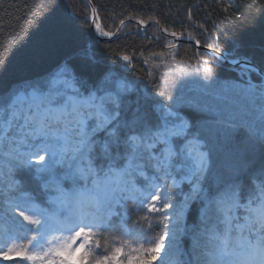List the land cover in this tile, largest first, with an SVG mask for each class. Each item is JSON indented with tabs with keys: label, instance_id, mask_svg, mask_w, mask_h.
I'll use <instances>...</instances> for the list:
<instances>
[{
	"label": "snow or ice",
	"instance_id": "6c2138e0",
	"mask_svg": "<svg viewBox=\"0 0 264 264\" xmlns=\"http://www.w3.org/2000/svg\"><path fill=\"white\" fill-rule=\"evenodd\" d=\"M94 3L86 0L84 14L73 10L72 15L100 37L139 35L142 28L123 29L134 21L139 26L149 23L137 15L117 23L124 13L113 9L105 15L114 30H105L107 25L97 22L103 6ZM202 4H181L175 13L169 4L163 13L166 23L170 18L172 26L181 29L169 32L163 27V33L182 40L184 29H193L199 38L189 33L188 41L194 46L203 41L211 50L212 63L203 56L197 60L200 85L194 91L171 94L156 77L151 87L146 83L139 89L127 75L101 70L92 57L79 63L64 58L7 89L0 84V185L10 193L4 197L0 230L8 240V225L17 217L41 223L36 215L43 210L33 198L27 192L14 195L26 173L46 177L43 189L68 228L59 242L48 240L46 247L37 243V251L29 250L35 235L27 246L12 238L0 246V262L153 264L166 248L177 258L175 264H264V57L257 64L234 56V77L221 78L213 66L227 59L220 38L246 23L253 10L264 13V0L218 3L222 18L205 14L198 22ZM53 6V0H25L23 5L0 0V35L6 31L11 37L0 44V74L12 49L27 38L20 20L31 25L29 16H42ZM159 7L154 0L151 5L141 3L139 10L155 12ZM42 55L39 49L28 53L34 61ZM114 57L124 69L135 67V53L119 51ZM101 208L109 210L104 219ZM114 209L145 211L148 216L137 221L141 231L162 230L148 241L149 247L133 249L143 250L142 257L125 259L123 245L109 250L107 239L96 231L101 224L111 226L110 218L119 214ZM149 217L159 219L145 228L141 221Z\"/></svg>",
	"mask_w": 264,
	"mask_h": 264
},
{
	"label": "trees",
	"instance_id": "16d2710c",
	"mask_svg": "<svg viewBox=\"0 0 264 264\" xmlns=\"http://www.w3.org/2000/svg\"><path fill=\"white\" fill-rule=\"evenodd\" d=\"M11 2L13 0H9V3ZM15 2L23 5L25 0H15ZM27 2L38 4L40 0H27ZM153 2L154 0H95L94 6H103L99 9L98 21L102 27L107 25L105 30H114L113 22L108 20L105 15L106 13L111 14L113 9L116 12L124 13V15L117 17V23L119 19H126L132 15H137L149 21L144 28L134 22L127 24L123 29V31H128L133 28H142L139 35L136 32H132L129 36L121 35L119 39L101 41L93 33V30L86 27L82 21L76 20L72 15L73 10L81 15L84 14L86 9L84 0H53L54 6L44 15L36 18L29 16L32 21L31 25L25 23L23 19L20 20V26L27 31V38L22 45L12 49L10 55L7 52L5 53V55H9V63L4 72L0 74V84H2L4 89H7L16 81L43 72L64 58L72 57L74 62L79 63L82 58L87 60L92 57L101 70L111 68L113 71L121 72L127 75L139 89H143L146 83L151 87L154 77L158 78L156 80L157 83H165L171 94H175L179 90L190 92L198 89L200 81L196 74L195 66L199 56L205 57L212 63L211 50L203 46V41L200 45L203 49H198L190 43L172 42L161 32L163 27H167L169 32L173 30L181 31L179 27L172 26L170 18L168 23L165 22L163 13L168 11L167 6L169 4L172 5L171 10L175 13L181 4L192 3L194 0H159L161 7L157 11L139 10L141 3L151 5ZM232 2L233 0H203L201 8L197 10V21L199 22V17L205 14L211 16L213 20L222 18L216 5L218 3L228 5ZM69 4L73 7L68 8L67 5ZM203 5H212L213 7L206 8ZM214 11L216 14L212 15ZM16 15H20V13H16ZM155 20H159L160 24L153 23ZM143 29H146V33ZM189 33L195 38H199L193 29L186 27L184 36H188ZM212 34L216 35L215 30H213ZM10 39L11 37L5 31L3 35H0V44H7ZM220 40L222 50L227 59L231 60L234 56H240L250 58L254 63H261V59L264 57V13L253 10V15L248 18L246 23L238 25L233 32L225 33V36L221 37ZM172 44H176L177 47L169 48L168 46ZM37 49L42 50L43 55L39 61H34L30 59L28 53ZM2 50L0 49V51ZM125 50L130 55L135 53L137 59L133 61L134 68L124 69L122 61L120 63L115 62L114 53ZM177 51L179 55H176ZM197 51L198 55H196ZM141 52L144 53L142 57L140 56ZM143 60L148 63L145 65L142 63ZM213 66L216 67L221 78L234 77L236 75L232 70L233 66L223 60H219ZM146 68L147 71H145ZM202 73L203 65L201 64L200 74L202 75ZM34 176L35 173H26L24 183L14 195L27 192L45 214L52 216L56 222H60L61 215L51 209L50 203L46 200L47 193L43 189L45 177L41 176L36 179ZM128 207L131 209L133 205L129 203ZM115 211H118L119 214L110 218L111 226L104 223L96 231L107 239L109 250L111 247L123 245L126 254L125 259L127 255L142 257L144 255L143 250L137 252L133 251V249H140L141 245L144 248L149 247L148 241L158 236L162 230L155 229L147 234L141 231L137 221L142 217L148 216L145 211H131L129 213H124L123 209H115ZM124 214L127 218L123 220ZM154 219H159V217H149L146 222L141 221V223L146 228L148 224L154 223ZM193 219L194 212L193 216L189 217V225H191ZM31 234L29 232L12 234L10 238H15L27 246V240L32 237ZM125 241H127L126 244L124 243ZM98 254L105 253L103 250H99ZM171 256L172 258L163 257L157 259L153 261V264H166V262L175 264L174 259L177 258L174 254ZM0 264H25V262L9 261Z\"/></svg>",
	"mask_w": 264,
	"mask_h": 264
},
{
	"label": "rangeland",
	"instance_id": "374dc122",
	"mask_svg": "<svg viewBox=\"0 0 264 264\" xmlns=\"http://www.w3.org/2000/svg\"><path fill=\"white\" fill-rule=\"evenodd\" d=\"M46 179V177H45ZM0 190H3V196H0V215L3 213V208L2 205L5 202L4 197L8 196L9 193L7 190L4 188L3 185H0ZM21 194L18 193L16 196H20ZM49 193H47V202L50 203L51 209H53L55 212L58 214V205L55 203H51L48 199ZM115 210V209H114ZM101 212H99V215L101 218L107 217L108 209L106 208H101ZM61 215V214H60ZM36 218L41 221L40 224H28L25 221H22L20 218L17 217L16 223L12 224L10 223L8 225V231H7V236L8 240L4 238L5 233L0 230V246L5 245L6 243L9 242L10 235L12 234H18V233H32L31 235H35L37 237V240L33 242V245L29 246L30 251H37V243L40 245H46V241L52 240L54 242H59V239L63 236L68 235V228H67V221L64 219L63 215H61V221L60 224L56 223L55 220L52 218V216L45 214V212H40L36 215ZM126 215L124 214L123 220L126 219ZM2 223V222H0ZM26 246V245H25ZM167 257V258H172V256L168 253V250L162 249L160 255L158 256L157 259ZM9 262V261H8ZM25 264H31V262L24 261ZM174 262H176V259H174ZM0 263H6V262H0ZM39 264V262H37Z\"/></svg>",
	"mask_w": 264,
	"mask_h": 264
},
{
	"label": "water",
	"instance_id": "95a60500",
	"mask_svg": "<svg viewBox=\"0 0 264 264\" xmlns=\"http://www.w3.org/2000/svg\"><path fill=\"white\" fill-rule=\"evenodd\" d=\"M85 2H86V0H84ZM97 22L99 23V21H98V18H97ZM135 22V21H134ZM133 22V23H134ZM137 23V22H136ZM146 26V25H145ZM145 26H142L143 28L145 27ZM161 32H162V29H161ZM163 33V32H162ZM165 36H167L165 33H163ZM96 36H97V38L99 39V40H101V41H110V40H113V39H115V38H111V37H100L98 34H95ZM169 39H170V41H172V42H176V43H183V42H186V43H190V44H192V45H194V43H191V42H189L188 41V39H187V37L188 36H184L183 37V39L182 40H174L171 36H167ZM198 49H203L201 46H196ZM224 60V62L225 63H227V64H229V65H231V63H230V60L229 59H223ZM232 66V65H231Z\"/></svg>",
	"mask_w": 264,
	"mask_h": 264
}]
</instances>
